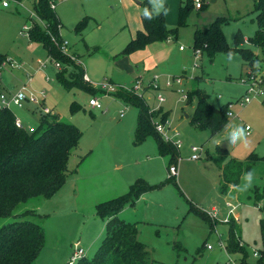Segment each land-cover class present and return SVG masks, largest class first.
Masks as SVG:
<instances>
[{"label":"rangeland","instance_id":"374dc122","mask_svg":"<svg viewBox=\"0 0 264 264\" xmlns=\"http://www.w3.org/2000/svg\"><path fill=\"white\" fill-rule=\"evenodd\" d=\"M8 1L9 7H3L0 0V52L10 60L3 65L1 75L5 83L17 88L10 92L25 86L28 94L39 99L38 103L26 102L12 110L24 127L35 128L44 107H48L52 110L49 117L58 113L61 120L75 124L83 133L69 160L71 173L61 192L51 198H34L27 204L44 215L38 221L44 227L45 242L33 264H68L77 247L85 250V256H93L105 237L108 221L98 213L97 205L124 195L139 179L164 185L126 206L120 217L137 223L138 239L151 252L152 264H242L241 248L247 253L248 264H256L261 258L264 264V160L253 166L251 179L246 173L238 188L229 193L220 190L221 171L215 161L224 155L245 161L253 152L264 156V60L260 46L251 41L258 29L254 0H205L204 9L194 7L187 24L179 28L177 40L155 41L146 52L140 49L131 55L123 54L125 43L121 46L116 41L123 28V15L119 6L113 7V0H103L96 8L93 0H56L63 39L76 57L70 58L73 64L59 67L45 47L25 31V25L31 24L33 0H23V5ZM93 6L97 16L91 15L95 14ZM217 16L228 19L223 32L230 50L219 51L212 58L196 53L195 31ZM84 18L86 27L76 30ZM239 30L245 41L237 46ZM237 47L259 55L255 75H248L246 61L235 51ZM79 61L94 91L80 85L67 88L58 79L59 73L76 78ZM40 62H46V66L40 68ZM153 74L160 75L162 84L168 77L184 78L187 99L176 92V86L164 88L166 101L160 106L154 90L135 89L137 94L144 92L151 108L168 112L166 130L182 141L180 158L172 163L178 169L172 178L177 184L167 180L171 156L159 153L156 139L148 136L137 143L139 108L120 95L138 80L147 82ZM244 79L256 85L249 95L251 101L242 105L248 87ZM105 83L115 84L117 91L104 93L100 86ZM198 88L206 91L217 108L233 104L229 123L214 135L209 128L191 121ZM93 97L99 99L100 106H90ZM73 104L78 110H72ZM161 117L156 120L161 121ZM246 125L252 128L250 135ZM232 135L237 137L235 144L231 143ZM193 145L202 148L199 160L191 159ZM81 156L86 158L81 161ZM191 205L207 213L216 209L217 215H209L214 226ZM231 217L240 235L232 254L220 244L228 241ZM255 250L259 256L254 255Z\"/></svg>","mask_w":264,"mask_h":264},{"label":"trees","instance_id":"16d2710c","mask_svg":"<svg viewBox=\"0 0 264 264\" xmlns=\"http://www.w3.org/2000/svg\"><path fill=\"white\" fill-rule=\"evenodd\" d=\"M50 2L51 0H37L34 3L40 18L49 24V30L33 21L28 30L29 36L32 40L40 42L49 56L54 57L61 64H73L70 57L62 53L52 39L55 37L58 43H61L63 36L60 32L62 23L56 10L51 8ZM193 2V0H185L180 8L179 24L171 28L166 23L164 10L155 12L152 0H143L144 29L127 43L122 53L131 54L159 40L170 38L177 40L179 28L187 24L193 11ZM204 4L205 0L199 11L204 9ZM254 6L258 29L255 38L251 41L260 46L264 60V0H254ZM227 20L217 16L206 27L198 28L193 41L195 52L199 51L212 58L219 51L230 50L223 32V24ZM86 25L87 19L84 18L75 29L82 31ZM244 41V35L239 30L235 36L236 45ZM235 51L244 58L247 73L249 76L252 75L259 55L246 48L237 47ZM7 60L8 55L0 52V81L3 65ZM76 66L80 71L77 76L74 74L76 78L70 79L59 73L58 79L67 88L80 85L89 91H94L92 84L85 81L84 66L80 63ZM133 87L134 85L129 90L124 89L120 95L126 103H132L139 108L136 141L140 143L148 136H153L157 141L159 153L171 156L170 167L180 158V149L173 140L166 141L156 130V119L162 115L161 121H167L168 112H163L162 108H151L144 96L137 94ZM195 94L198 98L191 118L192 123L209 128L212 135L220 132L229 123V104L217 108L208 100L205 90L198 88ZM72 110H78L75 104L72 105ZM48 115L49 113L43 112L39 125L30 131L26 127L17 126V116L12 109H0V264H33L36 261L45 242V230L38 221L44 215L27 204L34 198L53 197L64 186L71 173L69 160L78 149L83 133L75 124L61 120L58 113L52 114L51 117ZM227 157L224 155L223 159H215L221 171L222 193H229L231 188H238L243 175L252 173L256 162L264 160V156L260 157L254 152L245 161ZM85 158L86 156H81V161ZM172 178L174 177L169 172L167 180H173L177 184ZM162 185L164 183L148 184L144 179H139L124 195L98 204V213L108 218L105 237L93 256H84L77 264H152L151 252L138 239L137 223L126 221L119 213L126 206L134 205L143 194ZM191 207L210 219L206 211L193 205ZM214 223L210 219L212 227ZM229 223L230 235L226 249L232 254L237 250V240L240 239V235L237 233L234 217L230 218ZM261 230L264 243V218L261 220ZM240 252H244L241 263L248 264L245 249L241 248ZM256 264H263L262 258Z\"/></svg>","mask_w":264,"mask_h":264},{"label":"built area","instance_id":"2783aa9c","mask_svg":"<svg viewBox=\"0 0 264 264\" xmlns=\"http://www.w3.org/2000/svg\"><path fill=\"white\" fill-rule=\"evenodd\" d=\"M15 1L17 2L18 5H23V0H15ZM193 1H194V7L196 9L202 8L203 0H193ZM36 2H37V0H35L34 3H36ZM2 4L5 7H8L10 5L8 0H3ZM50 5H51V8L55 9L57 6L56 0H51ZM30 17H31L30 18L31 24L29 26L25 25V31L27 34H29L28 30L30 29V26L32 25L33 21L38 22L40 25L43 26L44 29L49 30V24L40 18L36 9L34 8V6H33V9L30 13ZM60 32H61V27H60ZM52 39L60 47L62 53L69 56L71 59L76 58L75 55L69 51V47H68L69 43L67 40L62 39V42L58 43V41L55 39V37H52ZM180 48L184 49L183 46H181ZM196 53H199V51ZM50 57H51V59H55L52 56H50ZM9 61L10 60H7V62H9ZM55 61H56V66L59 67L61 65V63L59 61H57L56 59H55ZM11 63L12 62H10V64ZM78 63H80V61ZM40 64H41L40 68H41V66H46V62H40ZM11 65H13V63ZM84 78H85V80L90 81L86 74H85ZM183 80H184V78L182 76H176V77H170V78L168 77V79L165 80L164 84H162L160 75L159 74H153L152 77L147 82H144V81L142 82V81L138 80L137 83L134 85L133 89L134 90L135 89H140V90L144 89V91H147V90H145V88L148 90L150 88V90H154V92L157 93L156 98H157V101H158L159 106H160L166 101V98L164 96V88L173 89L176 86V92H178L182 96L183 99H187V93L185 92V89L183 87L184 86ZM243 81L245 84L248 85V87L246 90V95L244 96L243 100H241L242 105L251 101V98L249 95L253 91H255V85H256L254 82L250 81L249 79H244ZM100 89L106 94L107 93L112 94V93L117 91V86L113 83H105V84H102V86H100ZM135 92L138 93L136 90H135ZM261 92H262V90H261ZM139 95L144 96V92L142 94H139ZM26 102L38 103L39 99L33 93L28 94L26 92L25 86L21 87L20 89H18L15 92H10V90H7L5 87H3L2 80L0 81V109H12L14 106L21 108L24 106V104ZM40 102H41V104H43L44 100H42ZM89 104L91 107L94 108V107L100 106L101 103H100L98 98L93 97L89 100ZM232 105L233 104L229 105L230 106L229 111H228L229 117L234 114L233 110L231 109ZM43 111L45 113H51L52 112V110L49 109L48 107H44ZM167 121H165V122L157 121L156 122V130L162 134V137L166 141L173 140L176 143L177 147L180 149L181 145H182V141L181 140H175L171 136V134L170 135L168 134L169 132H168V130H166V129H168V126H167L168 122ZM16 124L19 127H24L22 120L18 117L16 119ZM28 129L30 131H33L34 127H30ZM245 129L247 131V134L250 135V133H251L250 131L252 130L251 126L246 125ZM191 149L193 152L191 155V159L199 160L201 158L200 152L202 151V148L200 146L193 145ZM168 170L172 175H176L178 169H177L176 165L171 164ZM229 203H231V202H229ZM208 214L210 216H215V215H217V210L213 208L212 212H208ZM220 244L222 246L226 247V245H225L226 242L223 243V241H221ZM211 247H212L211 245H208V248H211ZM254 255L259 256L260 254L257 250H255ZM84 256H85V250L83 248L77 247V250L74 251V254L71 256L70 260L68 261V264H77V262Z\"/></svg>","mask_w":264,"mask_h":264},{"label":"crops","instance_id":"0c3cea01","mask_svg":"<svg viewBox=\"0 0 264 264\" xmlns=\"http://www.w3.org/2000/svg\"><path fill=\"white\" fill-rule=\"evenodd\" d=\"M102 1L103 0H93V2L95 4V8H96V5L98 3H99V6H101ZM34 2H35V0H33V3H32L33 6H34ZM112 2L114 3V6H113L114 8H116V6H119V10H120L121 14L123 15L121 22H120V26L123 28L119 31L120 33L116 31V34L119 33V35H120V36H117L116 41L118 40L119 45L121 43V46H122V44L125 43V46H126L127 43L132 38H134L140 30L144 29L143 20H142V15L144 12L143 0H113ZM184 2H185V0H152V7H153V10L155 12H160V11L164 10L166 23L169 27L172 28V27L178 26V24H179L180 8ZM3 7H5V6H3ZM56 9H57V6H56L55 10ZM93 10H95L94 6H93ZM165 10H167L166 13H165ZM94 12H95V14L92 13L91 15L97 16L98 11L95 10ZM56 14L60 19V16L58 15L57 12H56ZM88 16H90V15H88ZM60 21H61V19H60ZM62 28H63V23H62V27H61V34H62ZM152 44H153V42L148 44L146 48L142 49V51L146 52ZM85 74H86V72H85ZM88 78H89V76H88ZM2 83H3V87H5L9 90L17 89V88H12L9 84L5 83L3 78H2ZM61 189L56 194L60 193ZM234 189L235 188H231L230 192H233ZM55 195L53 197H55Z\"/></svg>","mask_w":264,"mask_h":264},{"label":"clouds","instance_id":"9594fccd","mask_svg":"<svg viewBox=\"0 0 264 264\" xmlns=\"http://www.w3.org/2000/svg\"><path fill=\"white\" fill-rule=\"evenodd\" d=\"M166 11H167V10H165V13H166ZM150 19H151V17H150ZM241 134H242V133H241ZM236 140H237L236 135H232V136H231V143L235 144V143H236ZM245 141H246V139H245ZM246 178L251 179V174H250V173H249V174H246ZM245 191H246V190H245Z\"/></svg>","mask_w":264,"mask_h":264},{"label":"water","instance_id":"95a60500","mask_svg":"<svg viewBox=\"0 0 264 264\" xmlns=\"http://www.w3.org/2000/svg\"><path fill=\"white\" fill-rule=\"evenodd\" d=\"M213 1H215V0H213Z\"/></svg>","mask_w":264,"mask_h":264}]
</instances>
